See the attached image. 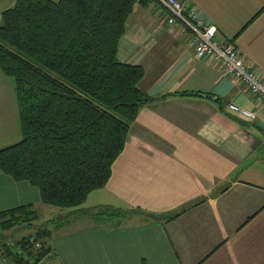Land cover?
Returning a JSON list of instances; mask_svg holds the SVG:
<instances>
[{"label":"crops","instance_id":"0c3cea01","mask_svg":"<svg viewBox=\"0 0 264 264\" xmlns=\"http://www.w3.org/2000/svg\"><path fill=\"white\" fill-rule=\"evenodd\" d=\"M178 1L216 27V42L234 45L264 81V0ZM16 2L0 0V26ZM169 17L154 0L136 5L127 21L118 59L144 69L140 89L150 101L108 185L86 204L159 215L191 208L168 223L130 214L60 229L51 240L55 264H264V106L219 66L196 60L193 34ZM5 77L0 70V150L22 136ZM232 103L256 111L257 120L228 116ZM27 205L43 208L40 192L0 173V212Z\"/></svg>","mask_w":264,"mask_h":264},{"label":"trees","instance_id":"16d2710c","mask_svg":"<svg viewBox=\"0 0 264 264\" xmlns=\"http://www.w3.org/2000/svg\"><path fill=\"white\" fill-rule=\"evenodd\" d=\"M151 1L17 0L2 14L0 70L16 84L22 139L0 150V173L29 183L43 205L67 210L68 217L81 213L105 223L141 214L168 223L191 208L172 215L78 210L108 185L131 126L150 101L140 89L144 69L122 63L118 49L136 5ZM38 218L33 205L0 212V252L9 262L42 264L53 253L56 221L12 246L4 239L33 228Z\"/></svg>","mask_w":264,"mask_h":264},{"label":"built area","instance_id":"2783aa9c","mask_svg":"<svg viewBox=\"0 0 264 264\" xmlns=\"http://www.w3.org/2000/svg\"><path fill=\"white\" fill-rule=\"evenodd\" d=\"M155 1L170 13L169 24L181 23L185 32L193 34L196 60L206 59L219 66L223 74L236 80L250 96L264 106V81L248 67L247 60L234 45L216 42V27L206 24L195 9H188L178 0ZM225 113L231 118L245 122H255L258 118L256 111L234 103L226 106ZM7 245L10 246V244Z\"/></svg>","mask_w":264,"mask_h":264},{"label":"rangeland","instance_id":"374dc122","mask_svg":"<svg viewBox=\"0 0 264 264\" xmlns=\"http://www.w3.org/2000/svg\"><path fill=\"white\" fill-rule=\"evenodd\" d=\"M7 78V81L11 82L13 88L11 89V92H13V96L15 100H17V94H16V84L13 78L10 77H5ZM8 83V82H7ZM17 103V101H15ZM22 139V136L20 138V141ZM92 210V203L89 202L85 204L83 207H81L78 210ZM39 218L38 220L34 223L33 228H28V227H20L18 229H15L11 232L4 233V239L9 240L10 246L14 244V242H18L22 240L25 237H28L30 235H33L38 228H41L45 225H47L51 221H56L57 223L55 225L51 226V230L53 233H60V229L64 231H70L72 229H75L77 226H84L87 224H91L92 222H95V217H90L88 215L84 214L82 215L81 213H76L73 214L72 216H66L68 214L67 210L60 209V208H54L51 206L43 205V208L37 209ZM96 223V222H95ZM110 222H105L104 224H109ZM62 225V226H60ZM60 228H57L59 227ZM58 231V232H56ZM22 251H19V254H21ZM0 264H13L9 262L6 258H4L3 253L0 252ZM42 264H55L50 260L49 258L46 259Z\"/></svg>","mask_w":264,"mask_h":264}]
</instances>
